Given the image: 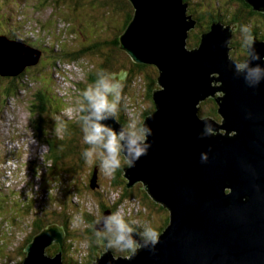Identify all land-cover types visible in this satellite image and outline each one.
I'll list each match as a JSON object with an SVG mask.
<instances>
[{
    "label": "water",
    "instance_id": "95a60500",
    "mask_svg": "<svg viewBox=\"0 0 264 264\" xmlns=\"http://www.w3.org/2000/svg\"><path fill=\"white\" fill-rule=\"evenodd\" d=\"M129 1L133 14L119 36L120 46L133 61L153 64L158 73L154 108L141 122L152 129L151 147L134 168L124 166L123 176L127 187L142 183L149 197L168 210L169 222L154 251L143 249L128 259L131 253L115 255L105 247L89 264H264V71L255 88L245 82L246 69L236 74L235 63L250 55L247 48L242 61L232 58L236 33L230 23L212 22L198 45L188 47L197 19L186 0ZM245 1L264 10V0ZM253 39L262 59L250 67L264 70V39ZM40 55L41 50L0 34V75L16 76L37 64ZM209 98L220 118L202 117ZM204 121L216 136L199 138ZM101 123L116 131L123 127L118 118ZM203 152L207 163H201ZM97 177L95 168L91 188L98 185ZM109 214L105 209L98 221ZM94 227L103 228V221ZM64 235L62 226L48 224L26 244L20 264H66ZM52 244L58 251L48 254Z\"/></svg>",
    "mask_w": 264,
    "mask_h": 264
},
{
    "label": "rangeland",
    "instance_id": "374dc122",
    "mask_svg": "<svg viewBox=\"0 0 264 264\" xmlns=\"http://www.w3.org/2000/svg\"><path fill=\"white\" fill-rule=\"evenodd\" d=\"M118 1L112 0L116 4ZM127 1L130 3L129 0ZM204 1H206L205 8L213 6L215 13L218 7L223 9L227 1L234 3V9L239 4L237 0H218L220 6H217L218 4L214 2L216 0L210 2L194 0V3H199L197 11H202ZM131 7L133 10L132 5ZM90 9L85 1L83 4H72L69 0L55 2L53 0H0V33L10 35L16 33L17 37L42 49L41 61L39 59L37 64L27 66L23 79L17 76L16 87H13L11 94L6 95L3 88L5 76L0 75V264H20L26 254L24 239L31 232L32 222L40 219L41 215L45 217L44 221L48 222L47 224L56 222L58 217L56 213L62 210L64 205H66V216L69 217L68 229L72 232V238L67 239L66 255L75 261L81 258L80 253L84 254L82 261L88 257L86 255L87 239L97 238L92 232L85 235L88 225L90 227L92 224L82 219V213H94L91 215L97 217L96 222L94 221L95 225L104 212L101 209L103 202L107 206L117 205L115 212L119 211L121 215L133 214L137 208L136 200L121 199V188H115L109 184V176L101 170L99 159H96L95 164H86L84 170L75 174H66L62 170L51 168L47 160V144L37 137V129L34 125V118L38 113V110L34 108L38 102V95L42 93L46 99H49L50 94H56L59 98L54 103L60 106L61 113L66 114L72 122L71 125L82 126L81 122L77 124V119L81 107L85 105L82 95L83 87L86 89L92 85L89 81V72L98 71L105 61L104 58L112 65L114 64L113 67L117 70L114 75H121L118 82L122 86V93L117 118L119 116L127 119L129 123L135 121L138 126H141L144 110L152 104L145 90L144 75L147 71L144 70L133 77L129 73L126 76L125 66L129 65V57L126 58L125 55L128 53L121 48L120 43L116 47L119 49L115 51L111 43L116 34L120 36L124 31L121 28H126V26L120 27L122 24L120 13L113 14L105 8ZM223 10L225 15L227 10ZM89 13L93 17H90ZM255 17L253 19L246 16L239 24L226 22L233 26L234 32L236 31L232 58L239 60L238 58L243 54L242 26H248L251 36L249 25L251 23L254 26L257 25L255 27L257 31L264 33L262 23L264 19L259 15ZM93 18L96 19L89 20ZM224 18L226 16H223ZM53 49H56L58 55L69 51L79 52L80 49L82 54L78 59L69 62L63 58L57 65L53 56L50 55ZM23 59L27 58L23 57ZM109 99L112 97L110 96ZM49 106L44 114L49 115L52 123L46 124V132L50 133L53 130L60 132V121L52 117L55 109L52 108V103H49ZM213 107L214 104L205 99L202 112H211ZM94 165L99 168L98 185L91 188L88 172ZM143 187L142 183H136L134 192L142 204L147 205L149 211L143 212V208L139 207L141 213H137V218L139 222L144 223L143 226L147 225L156 229L161 226L166 213L157 206H152L153 200L150 197L146 199L142 196ZM17 193L22 196L19 202H16L19 199ZM96 209L97 211L94 212ZM94 230H96L95 227ZM22 243L23 248H21ZM105 243L98 242L101 245V251L106 250ZM17 248L25 251L23 257ZM112 250L115 255L130 254ZM94 254V257L93 253L90 255L91 259L96 258L100 253L95 250ZM21 258L22 260L19 261ZM89 260L87 258V262Z\"/></svg>",
    "mask_w": 264,
    "mask_h": 264
},
{
    "label": "trees",
    "instance_id": "16d2710c",
    "mask_svg": "<svg viewBox=\"0 0 264 264\" xmlns=\"http://www.w3.org/2000/svg\"><path fill=\"white\" fill-rule=\"evenodd\" d=\"M55 1H58V0H53V2H55ZM63 1H65V0H63ZM84 1H85V4L87 5V7L89 9L92 7H94V8L96 7V8H105V10L110 11L113 14L119 12L120 18L122 21V24L120 25V27H123V26L125 27L128 24V22L130 21V19L132 18L133 10H132L130 3L127 0H119L118 4L112 2V0H69V2H71L72 4H74V3L83 4ZM186 1L189 3V11L191 13H193V16L198 20L196 27L193 30H191L189 33V40H188L189 47H194V46L198 45L199 40H200V34L203 33L204 31L208 30L210 27V24L212 22H214L216 20L217 21L222 20L225 22L230 21L231 23L239 24L242 21H244L246 16L249 17L248 14H245L246 8L242 6L243 3H244V6H246L248 8L249 14L253 19L256 18L255 16H258L256 14V12H259V11L254 10L245 0H241L242 4L240 3L239 0H237V2L239 4H238V6H236L235 9L233 7L234 3H231V1H227L226 6L222 7L223 9H226L228 11V12L226 11L225 15L223 13L224 10L219 8V7L216 9V13L212 9L213 6H211L210 8H208V6H207V8H205L206 7V3H205L206 1L202 2V4H203L202 11H197V9H199L198 8V6H199L198 2L194 3V0H186ZM198 1H200V0H198ZM210 1H214V0H207V2H210ZM214 2H216L218 4L217 6H220L218 3V0H216ZM217 6H215V7H217ZM217 13H219L220 15H216ZM230 15H232V17L229 18ZM89 16L93 17L90 13H89ZM223 16H226V18L223 19ZM213 17L215 19H213ZM94 19H96V18L89 19V20H94ZM253 22H255V21L253 20ZM251 24H249V25L251 26L252 34H254V33L257 34L258 31L255 28L256 25L254 26L253 24L252 25ZM121 29L124 30V28H121ZM235 33H236V31H235ZM0 34H4V33H0ZM5 35L10 39H14L16 41L19 40V41H21V42H23V43H25L31 47L42 50L39 46L29 44L25 41V39L17 37L16 33L13 35H10L9 33H7ZM258 39H264V36H261ZM111 43L114 45L115 51H117L119 49V48H116L119 46V35L118 34H116L114 36L113 41ZM56 52H57L56 49H53L52 51H50V55H51V57L53 56L54 62L57 63V65H58V63H60L61 60H63V58L66 59L68 62L78 59V57L82 54V49H80L79 52L78 51H69V52H66V53L61 54V55H58V53H56ZM123 53L126 54L125 52H123ZM246 55H247V50H246V47L243 46V54L241 55V58H244ZM125 56H126V58L129 57V61H128L129 65L125 66L126 67L125 69L127 70V71L125 70L126 76L129 73V75L131 74V76L133 77L135 74L142 73L144 70L147 71V73L144 75V78H145L144 83L146 84L145 90H146V96L148 97V99L151 100L152 104L150 107H148L146 110H144V115H145L147 112H150L154 108V105L152 102V91H153V89L156 88L157 69L154 65H151V64L135 62L127 54ZM104 59H105V61L102 65H100L98 71H90L89 72L90 73L89 81H90V83H92V85H94L96 83V81L98 80L99 74L103 73L105 75H114L115 72H117V70H115V68L113 67L114 64L112 65L111 62H108L106 58H104ZM40 61H41V59H40ZM52 66H55V65H52ZM25 70H26V68L16 76H5V80H4L5 81V87H3V88H4L6 95L11 94L13 87H16L15 83H16L17 76H18V78H21V79L24 78L22 76L25 75V73H26ZM117 75H119V74H117ZM88 76H89V74L87 75V77ZM83 89L85 90V87H83ZM58 98L59 97H57L56 94H54V95L50 94L49 99L44 98L42 93H40L38 95V102L36 103V105H35L36 107L34 108L35 110H38V113H36V116L34 118V121H35L34 125L37 129V137H40L41 139H43V141L47 144V147H48L47 148V160L50 162L49 166L55 170H62L66 174H75V173H78V172H81L82 170H84V166L87 163H85V159H84L82 153L85 149H87L90 146L83 143L84 133L82 130V126H80V127L76 126L75 127L74 125H71L72 122L66 116V114L61 113L62 109H60V106H56V104L54 102H56L58 100ZM208 101L213 103L214 107H213L211 112H202V115L203 116H212L214 118L218 117L219 114L217 113V105H216L214 99L209 98ZM49 103H52V108L55 109V112L53 110L55 116L53 115V112H52V115H53L52 117L54 119L60 121V124H61L60 132H56L54 130H53V132H50V133L46 132V128H45L46 124L49 125V123H52L51 118L49 119V115L44 114L45 111L47 110V108L50 107ZM84 104L86 105L85 101H84ZM33 113H35V111ZM82 115H85V113L80 111V114H79L78 119H77V124H78V122H81L80 117ZM218 118H220V117H218ZM118 120L121 122V124L123 125L124 128H126L129 125V120H127V119L125 120V119H122V117L118 116ZM125 122H128V123L126 124ZM120 159H121V167L116 170V172L114 173L113 176L109 177V184L112 187L121 188V196H120L121 198H129V197L132 198V196L136 197L135 192H134L135 185L132 187H127L126 179L123 176V168L127 164V161H126L125 157L122 155H121ZM93 164H95V163H93ZM95 168H96L97 176H98L99 168H98V166L94 165L93 167H91L89 169L88 181L90 180L91 175H92ZM142 193H143L142 196L144 198H146V199L149 198V195L143 189H142ZM17 194H18L17 197H19V199L16 200V202H19V201H21L22 196H20L19 193H17ZM25 200H28V199H25ZM136 201H139L140 207L143 208L144 211H149V209L147 208V205L146 204L143 205L142 201L138 197H137ZM151 205L157 206L158 208H160L164 211L163 206L154 202V201H152ZM107 208L112 209V212L114 213L116 208H117V205L114 204L112 206H107L105 202L101 203V209L103 211ZM65 211H66V205L63 206L62 210H60L59 212L56 213L58 217L55 220L56 222H54V223L62 226L64 231H65L64 247H63V261L66 264H89L92 262V260H94V258L90 259L87 262V260L82 261L81 258H79L78 260L75 261L74 259H71L70 256L66 257V249L68 247L67 246L68 245L67 239L72 238L71 237L72 232L69 231V229H68L69 227H68V220L67 219L69 217L66 216ZM90 214H91V212L82 213V219L84 221H87L88 223L92 221V223H91L92 226L89 227V225H88L89 228L87 227V229H86L87 233L85 235L94 231V221L96 222V219H97V217H95V215H90ZM39 218L40 219H36V221L34 223L32 222L31 232L29 235H27L25 237L24 245L27 244L31 240V238L34 234H36L42 228H44L45 226L48 225L47 224L48 222L45 223V221H44L45 217L43 215H41ZM61 218H64V219H61ZM168 218H169V216L166 213L163 217L161 226H158L156 228V230L159 233L168 224V222H169ZM90 219H92V220L90 221ZM125 222L128 223L126 220H125ZM129 224L132 226V223L129 222ZM132 227H136V226L133 225ZM95 239L98 243L97 238H95ZM88 241L89 240H87V243L89 244ZM24 245L22 243L21 248H23ZM98 246H101V245L97 244V247ZM21 248H17V251L21 254V257H23L25 254V251H23V249H21ZM57 251H58V245L57 244H53L52 247H49L47 249L48 254H53V253H56ZM64 253H65V256H64ZM90 258H91V256H90ZM21 260H22V258L19 261H21ZM19 261H17V262L20 263Z\"/></svg>",
    "mask_w": 264,
    "mask_h": 264
},
{
    "label": "clouds",
    "instance_id": "9594fccd",
    "mask_svg": "<svg viewBox=\"0 0 264 264\" xmlns=\"http://www.w3.org/2000/svg\"><path fill=\"white\" fill-rule=\"evenodd\" d=\"M244 46L248 48L250 59L243 63H235L236 74L247 70L244 77L249 87L255 88L260 83L262 70L259 65L250 67L253 61L261 60L259 53L253 48L254 39L248 26H242ZM122 86L114 78L103 73L99 74L94 85L86 88L82 95L86 102L80 111L86 113L80 117L83 130V143L89 145L82 153L85 163L91 165L99 159L100 168L106 176H113L121 167V154L124 155L129 167H135L136 162L148 154L151 144L148 137L153 135L152 129L147 125L138 126L135 121L116 131L101 121L117 119L119 104L121 101ZM112 99H109V97ZM216 129L208 121H204V127L199 132V138L216 136ZM211 151V148H209ZM201 163H207L209 155L201 153ZM128 215V214H127ZM127 215H121L119 211L106 215L98 222L103 221V228H96L95 235L99 241L105 243L108 249H116L121 252L131 253L128 259L135 257L141 250H155L160 241V233L151 226H143L142 231H136L129 223L125 222ZM133 233L136 235L134 236ZM139 237L137 239L136 237Z\"/></svg>",
    "mask_w": 264,
    "mask_h": 264
},
{
    "label": "flooded vegetation",
    "instance_id": "af4514ba",
    "mask_svg": "<svg viewBox=\"0 0 264 264\" xmlns=\"http://www.w3.org/2000/svg\"><path fill=\"white\" fill-rule=\"evenodd\" d=\"M240 1V3L242 4V1L241 0H239ZM242 6L243 7H245L244 9L246 10V12H245V14H248L249 15V17H251L250 16V14H249V11H248V8L246 7V6H244V3L242 4ZM249 7V6H248ZM242 8V7H241ZM257 11V10H256ZM190 12V11H189ZM232 13V12H231ZM193 14V13H192ZM256 14L257 15H259L262 19H264V10L263 11H259V12H256ZM216 17V16H215ZM213 19H215L214 17H213ZM217 21V20H216ZM222 21V20H221ZM223 22H225V21H223ZM197 23H198V20H197ZM197 23H196V25H197ZM226 23V22H225ZM263 23V27H264V21L262 22ZM196 25H195V27H196ZM257 26V25H256ZM194 27V28H195ZM193 28V29H194ZM192 29V30H193ZM261 36H264V33H261V32H259L258 31V33L257 34H252V37L253 38H260ZM246 50H247V48H246ZM239 60L238 61H242V60H240L241 59V56H240V58H238ZM129 199L130 200H136L137 199V197H135V196H132V198H130L129 197ZM139 207H140V203H139V201H137V208H136V210H135V212L133 213V214H128L127 215V217L126 218H124L128 223L131 221L132 222V226L134 225V226H136V227H133V228H135V229H137L138 231H142V227H143V225H144V223L143 222H139L138 221V218H137V213H141V211H140V209H139ZM164 208V207H163ZM97 211V209L94 211V212H96ZM110 211H111V213H113L112 212V209H110ZM142 211H144V210H142ZM164 211L167 213V214H169L168 213V210L167 209H165L164 208ZM146 212V211H145ZM91 214H94V213H91ZM90 214V215H91ZM96 217V216H95ZM92 219H90V221H91ZM130 220V221H129ZM130 222V223H131ZM90 224L92 223V221L91 222H89ZM95 231L96 230H94L92 233H94L95 234ZM87 240H89V239H87ZM89 242V244L87 243V246H86V249H87V253H86V255L88 256V257H86V259L85 260H87V258H89V259H91L90 258V255L93 253V257H94V252H95V250H100V246H98L97 247V241L95 240V238H91L90 237V240L88 241ZM98 242H100V241H98ZM53 245V244H52ZM52 245L50 246V247H52ZM99 245V244H98ZM105 245V244H104ZM93 249H95V250H93ZM80 254H82V255H80L81 256V258L83 257V253H80ZM66 257H67V255H66ZM93 261V260H92Z\"/></svg>",
    "mask_w": 264,
    "mask_h": 264
}]
</instances>
